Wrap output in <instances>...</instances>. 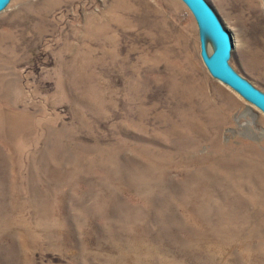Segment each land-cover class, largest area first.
Masks as SVG:
<instances>
[{"label":"rangeland","instance_id":"1","mask_svg":"<svg viewBox=\"0 0 264 264\" xmlns=\"http://www.w3.org/2000/svg\"><path fill=\"white\" fill-rule=\"evenodd\" d=\"M207 1L264 93V0ZM202 34L183 0L7 5L0 264H264V113Z\"/></svg>","mask_w":264,"mask_h":264},{"label":"water","instance_id":"2","mask_svg":"<svg viewBox=\"0 0 264 264\" xmlns=\"http://www.w3.org/2000/svg\"><path fill=\"white\" fill-rule=\"evenodd\" d=\"M12 0H0V12ZM200 24L202 35L208 36L214 43V50L209 56L204 40L201 44V57L210 74L225 82L243 98L264 113V93L255 88L236 72L229 64L233 44L229 31L222 23L219 15L207 0H183ZM203 36V37H204Z\"/></svg>","mask_w":264,"mask_h":264},{"label":"bare ground","instance_id":"3","mask_svg":"<svg viewBox=\"0 0 264 264\" xmlns=\"http://www.w3.org/2000/svg\"><path fill=\"white\" fill-rule=\"evenodd\" d=\"M203 40L206 43L207 53L210 56L212 54L213 50H214V43H213V41H212V39L210 37H208L206 39L205 38L204 39L202 38L201 43H202Z\"/></svg>","mask_w":264,"mask_h":264}]
</instances>
